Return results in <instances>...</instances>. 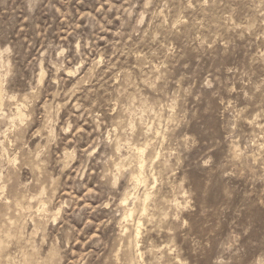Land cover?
Masks as SVG:
<instances>
[{"label": "rangeland", "instance_id": "obj_1", "mask_svg": "<svg viewBox=\"0 0 264 264\" xmlns=\"http://www.w3.org/2000/svg\"><path fill=\"white\" fill-rule=\"evenodd\" d=\"M0 264H264V0H0Z\"/></svg>", "mask_w": 264, "mask_h": 264}, {"label": "bare ground", "instance_id": "obj_2", "mask_svg": "<svg viewBox=\"0 0 264 264\" xmlns=\"http://www.w3.org/2000/svg\"><path fill=\"white\" fill-rule=\"evenodd\" d=\"M139 150V149H138ZM139 175V174H138ZM137 177V176H136ZM140 177V176H139ZM140 183V182H139Z\"/></svg>", "mask_w": 264, "mask_h": 264}]
</instances>
